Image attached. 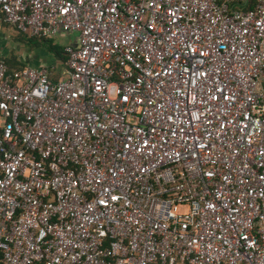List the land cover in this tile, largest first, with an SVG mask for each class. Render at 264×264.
<instances>
[{"label":"built area","instance_id":"built-area-1","mask_svg":"<svg viewBox=\"0 0 264 264\" xmlns=\"http://www.w3.org/2000/svg\"><path fill=\"white\" fill-rule=\"evenodd\" d=\"M0 0L76 33L58 80L0 57V264H264V0Z\"/></svg>","mask_w":264,"mask_h":264},{"label":"rangeland","instance_id":"rangeland-1","mask_svg":"<svg viewBox=\"0 0 264 264\" xmlns=\"http://www.w3.org/2000/svg\"><path fill=\"white\" fill-rule=\"evenodd\" d=\"M240 1L247 2L248 0H240ZM241 6L245 7V5L242 4ZM247 6L248 5H246V7ZM76 35H77L76 33L67 34V35L60 34L54 40L59 44H67L70 42H75ZM22 37L24 36H21L20 42H22L24 47L23 49L24 60L20 61L21 63H24L25 65L27 64L31 65L34 62H37L40 64H44L48 67L55 66V71H59V72L61 71V69L65 68V66H63L62 63L57 60V57H55L53 53L47 50L43 45L29 42L27 41V39H24ZM18 50L19 51L21 50L20 47ZM17 63L12 64L11 67L17 68L18 66Z\"/></svg>","mask_w":264,"mask_h":264},{"label":"trees","instance_id":"trees-1","mask_svg":"<svg viewBox=\"0 0 264 264\" xmlns=\"http://www.w3.org/2000/svg\"><path fill=\"white\" fill-rule=\"evenodd\" d=\"M246 3V4H245ZM256 1L255 0H248L247 2H243V1H237L235 2L232 7L233 8H242V9H248V8H252L255 5ZM245 5V7L241 6ZM246 5H248L246 7ZM0 13L2 14V12L0 11ZM19 34L21 36H24L22 38L27 39V41L35 43V44H41L43 45L47 50H49L51 53H53V55L55 57H57V60L59 62L62 63L63 66H67V60H68V55L65 51V44H59L57 43L54 39L55 38H45V37H27L26 35H24L23 33L19 32ZM8 64L9 67V71L15 70V69H19L23 66H25L24 63L18 62L17 59H6L5 60ZM16 61V62H14ZM18 62V63H17ZM17 63L18 66L17 68H13L11 67L12 64ZM50 71H51V78L53 80H58L61 76L62 73L59 71H55V66L49 67ZM35 264H43L41 262H37Z\"/></svg>","mask_w":264,"mask_h":264},{"label":"crops","instance_id":"crops-1","mask_svg":"<svg viewBox=\"0 0 264 264\" xmlns=\"http://www.w3.org/2000/svg\"><path fill=\"white\" fill-rule=\"evenodd\" d=\"M238 0H234L232 5ZM256 1V0H255ZM21 35L13 25L8 23L3 14L0 13V57L6 59H17L18 62L24 60L23 44ZM20 47V51L18 50ZM40 64L37 62L33 63Z\"/></svg>","mask_w":264,"mask_h":264}]
</instances>
